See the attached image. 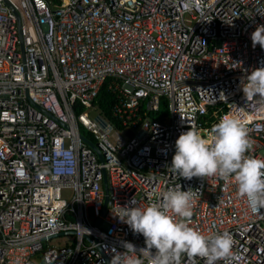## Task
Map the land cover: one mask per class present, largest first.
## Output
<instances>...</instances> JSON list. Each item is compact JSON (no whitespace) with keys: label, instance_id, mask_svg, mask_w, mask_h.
<instances>
[{"label":"built area","instance_id":"1","mask_svg":"<svg viewBox=\"0 0 264 264\" xmlns=\"http://www.w3.org/2000/svg\"><path fill=\"white\" fill-rule=\"evenodd\" d=\"M257 25L264 0H0V264H109L124 242L143 249L119 206L178 184L198 192L191 227L229 232L231 264H264V210L234 179L169 169L182 132L207 137L225 115L264 158V97L239 87L264 67ZM107 78L116 122L95 102ZM161 99L165 115L148 117Z\"/></svg>","mask_w":264,"mask_h":264},{"label":"clouds","instance_id":"2","mask_svg":"<svg viewBox=\"0 0 264 264\" xmlns=\"http://www.w3.org/2000/svg\"><path fill=\"white\" fill-rule=\"evenodd\" d=\"M252 46L264 49V25L250 34ZM246 96L264 97V67L251 69L239 85ZM100 91V90H99ZM96 100V99H95ZM251 141L242 121L225 115L211 129L209 136L189 128L175 141L169 169L179 177L218 176L232 178L239 196L245 198L253 213L264 210V158L250 155ZM198 192L181 190V185L166 188L157 200L144 207L134 197L119 206V219L134 234L144 237L140 250L124 242L123 252H114L109 264H180L183 254L200 257L205 264H231L233 238L227 231L204 235L190 226Z\"/></svg>","mask_w":264,"mask_h":264},{"label":"trees","instance_id":"3","mask_svg":"<svg viewBox=\"0 0 264 264\" xmlns=\"http://www.w3.org/2000/svg\"><path fill=\"white\" fill-rule=\"evenodd\" d=\"M111 78H107L102 87L100 88V91L96 97L95 102L99 106V109L102 114L107 116L109 119L116 122V119L111 117V112L113 105L116 101V94L112 91V89L109 87V80ZM165 101L163 99L160 100L159 104V111L158 113H150L148 114V117L152 119H161L163 115H165L166 111Z\"/></svg>","mask_w":264,"mask_h":264},{"label":"rangeland","instance_id":"4","mask_svg":"<svg viewBox=\"0 0 264 264\" xmlns=\"http://www.w3.org/2000/svg\"><path fill=\"white\" fill-rule=\"evenodd\" d=\"M93 114L94 113H91V115H93ZM71 192H72L71 190L64 191L63 195L66 197L65 199L70 198ZM63 203H64V200H60V204H63ZM70 240H71V235L60 236V237H56L54 239H51L50 243L58 245V244H62V243L68 242Z\"/></svg>","mask_w":264,"mask_h":264},{"label":"water","instance_id":"5","mask_svg":"<svg viewBox=\"0 0 264 264\" xmlns=\"http://www.w3.org/2000/svg\"><path fill=\"white\" fill-rule=\"evenodd\" d=\"M82 138V137H81ZM82 140H84V142L91 148H93L94 150H98L97 147L91 143L90 141H88L87 139L85 138H82ZM105 182V181H104ZM105 188H106V183H105ZM105 202H106V198H105ZM64 232H60L59 234H63Z\"/></svg>","mask_w":264,"mask_h":264}]
</instances>
